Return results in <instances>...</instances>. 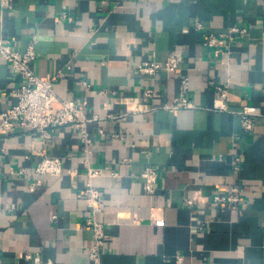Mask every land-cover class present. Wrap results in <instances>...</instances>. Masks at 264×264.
I'll use <instances>...</instances> for the list:
<instances>
[{
    "label": "crops",
    "instance_id": "obj_1",
    "mask_svg": "<svg viewBox=\"0 0 264 264\" xmlns=\"http://www.w3.org/2000/svg\"><path fill=\"white\" fill-rule=\"evenodd\" d=\"M234 26L248 35L233 44L231 59L217 60L206 36ZM0 39L20 51L33 46L32 68L58 76V98L98 117L89 130L90 161L104 170L94 180L108 234L102 264H264V0H0ZM177 53L176 74L139 72ZM183 77L192 109L132 116L119 102L153 88L152 106L172 103ZM21 84L0 60V113L17 103L11 94ZM220 84L230 85V113L213 110ZM245 107L263 114L252 133L238 115ZM51 134L18 128L0 136L2 264H91L94 233L78 198L86 179L80 134ZM41 151L79 174L35 175ZM148 167L160 175L153 196L144 190ZM20 169L27 174L17 176ZM235 187L239 206L214 201Z\"/></svg>",
    "mask_w": 264,
    "mask_h": 264
},
{
    "label": "built area",
    "instance_id": "obj_2",
    "mask_svg": "<svg viewBox=\"0 0 264 264\" xmlns=\"http://www.w3.org/2000/svg\"><path fill=\"white\" fill-rule=\"evenodd\" d=\"M1 6L11 7V0H1ZM196 28L201 29V24H197ZM247 35L248 30L246 28L234 26L225 34H208L205 39V46L212 51L217 60H229L234 52L233 44ZM0 60L8 63L15 74L22 80L20 87L15 89L11 94L13 98L17 99V103L0 113V136L7 135L18 128L40 133L45 140H51L52 130L59 128L71 127L79 132L82 149L86 155V179L84 183L85 187L78 194V198L84 199L87 203L89 213L84 225L94 233V239L89 251L90 263L102 264V256L105 251L106 242L108 241V234L106 233L105 224L99 219L100 214L103 213L104 196L95 188L94 180L102 176L104 170L94 166L90 161L93 154L94 140L89 130V126L97 121L98 117L89 118L85 109L76 102L58 98L55 90V82L58 76L44 78L39 76L32 68V63L36 60V52L33 46H29L25 51H20L14 49L11 42L0 39ZM182 62V54H172L167 56L163 62H153L140 67L139 72L150 77H155L163 71L169 74H176L180 70ZM85 86L89 87L86 82ZM229 88V84L215 86L219 97L214 102V111L230 113L227 104ZM189 89V78L183 77L181 79L179 96L172 103L159 107L152 106L151 101L156 95L153 88L145 89L140 99L135 96H121L119 97V102L126 109V115L132 116H142L159 109L170 112L181 109H192L195 106L188 98ZM98 93L104 96L117 95V92L109 89H102ZM58 103L61 104L60 108L55 106ZM238 115L240 116L243 130L252 133L256 128L257 118L263 114L250 107H245L238 112ZM99 133L102 136H106V132L103 129L99 130ZM113 137L119 138L120 136L114 135ZM38 155L41 159L34 170L35 175L60 177L66 173L75 176L79 174L78 170H67L61 159L51 157L44 151L39 152ZM240 161V158H237L236 162ZM14 173L17 176H23L27 174V171L26 169H20ZM1 174L0 169V177ZM143 178L145 192L150 196L155 195L160 179L158 171L153 167H148L143 173ZM39 185L41 184L39 183ZM34 189L35 187L31 188L32 191ZM241 194L240 188L235 187L226 195H217L214 201L239 206L242 202ZM188 203L192 205L193 200H189ZM25 257L31 259V254L29 253ZM179 260L181 261L180 258ZM0 264H2L1 254Z\"/></svg>",
    "mask_w": 264,
    "mask_h": 264
}]
</instances>
